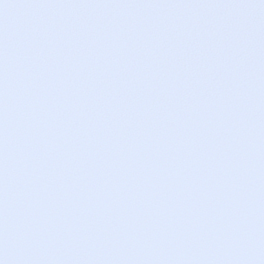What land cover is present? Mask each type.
<instances>
[{
    "label": "snow or ice",
    "instance_id": "1",
    "mask_svg": "<svg viewBox=\"0 0 264 264\" xmlns=\"http://www.w3.org/2000/svg\"><path fill=\"white\" fill-rule=\"evenodd\" d=\"M0 264H264V0H0Z\"/></svg>",
    "mask_w": 264,
    "mask_h": 264
}]
</instances>
